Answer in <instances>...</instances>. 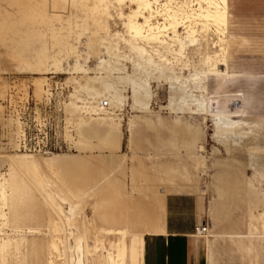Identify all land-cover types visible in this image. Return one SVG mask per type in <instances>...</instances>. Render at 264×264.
Returning a JSON list of instances; mask_svg holds the SVG:
<instances>
[{
  "label": "rangeland",
  "instance_id": "1",
  "mask_svg": "<svg viewBox=\"0 0 264 264\" xmlns=\"http://www.w3.org/2000/svg\"><path fill=\"white\" fill-rule=\"evenodd\" d=\"M250 1V9L240 13L235 7V1L230 0L231 14L227 30L230 45L227 57L230 66L235 71L249 70L251 68L254 71L264 72V0ZM164 2L166 1L162 0V3ZM130 6L131 4L128 1L122 5V9L126 14L130 12ZM114 7L111 6L110 8V14L113 18H109V28L112 31L109 30L111 36L108 37L113 52L111 51L108 54L106 49L103 48L101 49V56L104 60L111 63L117 62V64H114L118 65L119 68H126L125 71L132 73L133 65L143 62L137 57L135 51H131L130 44H127L126 41L131 38L127 35L128 32L122 24L123 20L118 17L120 7L117 4ZM79 15L80 18H85L83 13H79ZM157 20L163 21L161 17H158ZM89 24L92 30H95L91 20ZM180 31L182 33L185 32L183 28ZM91 33L89 32L88 36H91ZM116 33H119L118 38L117 36L112 38V34ZM210 33L211 39L216 40L217 36L213 32ZM183 36L186 35L183 34ZM168 39L166 38L172 44ZM106 46L109 45L106 44ZM76 47L82 54L80 63L85 65L84 60L87 59L86 68L88 66L94 69L99 61L94 56L92 48H89L85 41L76 42ZM145 47L156 63L164 68L163 75L166 77L163 78L162 76L160 80H157V77L161 75V71H158L155 67L148 70L151 73L149 79H151L153 96L148 112L138 107L133 108L132 101L129 99L132 95L131 87L129 84L121 83H118V89L122 90L123 95L127 96L128 99L122 105L106 101L108 103L107 110L100 109V103L105 102L104 97L109 98L110 95L105 92L103 97H97L92 91L86 90L85 92L79 87L80 84L86 83L85 74L83 72H76L75 74L71 72L73 71L71 68L76 63V59L73 57L65 58L66 56H64L63 65L66 69L64 71L66 74L44 75L19 71L14 66V62H10L9 58L5 56V48L1 47L0 53L4 54L0 55V63L4 71L0 73V183H4V179H9V174L16 172V165L13 162L18 156L23 154L34 155L35 159L40 156L49 159L50 162L54 163L56 170H60L61 166L64 165H67L64 168L77 167V165L87 161L89 162L87 173L95 180L93 185L88 184V190L93 189V186L98 182L102 189L108 187L109 183L110 189L115 190L124 185L126 191L130 193L129 195H133L127 201V221L130 223L133 222L131 218L139 208L141 210L151 208L162 220L165 206L161 209L153 201L159 195L162 196L163 194L164 200L165 196L169 194H189L198 197L202 203V220L209 228V235L232 233L239 228L240 223L248 220L244 218L248 212L240 214L239 209L244 201V183H246L247 178L253 176V171L238 164L233 159V155L242 153L245 155L248 149L256 144L258 140L264 144V131L250 133L251 135L249 133L246 134L247 140L243 147L236 150V153L228 155L221 145L211 139L214 134V126L209 118L176 112L167 107L174 96L175 104L177 105V102L181 103L180 100L177 101V97H179L177 96V89H172V83H170L172 81L169 77H173L172 75L176 76V73L178 76H182L181 72H184L182 77L189 78L196 69L200 70L202 67L198 60L200 57L194 50L195 47H189L186 52L190 56L183 58L181 63L177 62L176 56L171 53L167 45L146 44ZM113 48L116 49L114 50ZM176 48L174 47L173 49ZM48 49L49 52L51 51L50 53L54 51L52 39L48 42ZM57 51L59 52L56 48V54L58 53ZM59 54L60 52L57 55L60 56ZM113 54H117L119 58L116 59ZM88 55H90L89 60ZM142 73L144 72L142 71ZM117 75L115 74V76ZM90 76L94 77L95 74L92 72ZM71 77L79 80L80 84L74 83V81L67 84L68 79ZM212 79H210L207 86L209 92ZM115 82L117 81H111V83ZM39 84L41 90L38 92L37 86ZM99 87L100 84H97L96 88ZM242 87H246L243 82L242 84L231 85L228 91H237ZM258 88H260V97L264 106V82L260 83ZM198 91L195 89L194 94L200 96L201 93ZM72 95H75V98ZM208 99L210 102V94ZM72 102L79 106H87V112L82 114V117L86 119L90 117L110 118L112 124L120 128L122 132L119 144L117 143L118 141L116 143L107 142L101 135L85 138L81 134L84 128L79 125L78 116L71 113L70 103ZM145 116L152 117L154 124L150 125L138 119V117ZM241 133L243 131H237V134ZM193 135H199L205 139V150L203 152L199 150V145L202 142H193ZM23 139L27 143L26 149L22 147L21 141ZM214 148L221 150L220 156L215 154ZM200 156L204 158L200 159ZM134 169L137 172L136 176L133 173ZM48 171L49 169H47ZM18 174L24 182H27L21 173L18 172ZM184 174H188L185 176L186 179L182 178ZM189 183L196 184L197 189L195 191H187L186 185ZM27 185L28 187L30 186L28 183ZM219 185L224 187L230 193V197H232L221 199L215 189ZM6 187L8 186L6 185ZM52 190L58 193V188L53 187ZM28 193L27 197L30 196L32 199L28 197L23 203V208L30 209L35 207V211L38 214L36 223L39 221L45 224L47 215L48 218L51 217L52 219L53 216L54 220L55 218L56 221L58 220V222H54L56 224H54V228L51 231L46 229L43 231L47 236L43 233L40 236L41 238L47 239V237H50L49 239H52L55 237L63 240L67 238L69 247L74 248L75 243L73 237H70V233L83 234V226L81 224L82 220L87 217L85 220L87 232L90 234L89 245L92 246L95 236L100 235L99 238L102 244L111 249V251L114 250L113 247L118 239L102 238V235L105 236L102 228L108 227L102 225V216L99 215L101 213L99 212L98 215L94 214L93 207L90 204L92 198L102 203L104 198L102 192L83 202V206H80L82 211H76L73 215L69 211L70 206H64L67 216H63V220L67 223V226L63 229L65 232L62 233L61 223H59L60 219L51 212L49 205L37 193L30 191V188ZM1 206L4 205L2 204ZM7 209H3L4 213L9 212V206ZM3 210L0 209V218ZM260 211L264 212V205L260 207ZM68 217L70 219L69 224L67 222ZM228 217L232 219L230 222L227 219ZM5 222L4 233L9 232V223H7V220H0V227H3L2 223ZM94 222L96 228H94ZM133 224L131 223V225ZM133 227L136 232H144L145 230L143 224H137ZM53 229L59 231L60 236L54 234L52 232ZM199 240L203 242L207 252V261L204 264H264V243L256 246L257 253L249 254L241 251L237 241L235 242V240L230 238L209 237ZM135 242V238L128 237V264H136L137 253L133 247ZM137 246L140 247L141 244L138 243ZM72 255V251L69 250V262H71ZM31 264H36V262H31ZM57 264H64V260H58Z\"/></svg>",
  "mask_w": 264,
  "mask_h": 264
},
{
  "label": "bare ground",
  "instance_id": "2",
  "mask_svg": "<svg viewBox=\"0 0 264 264\" xmlns=\"http://www.w3.org/2000/svg\"><path fill=\"white\" fill-rule=\"evenodd\" d=\"M127 1L131 4L128 14L122 9V5ZM165 1L162 3V0H0V48H5V56L9 58L10 62H14V66L19 71L44 75L66 74L63 65L64 56H66L65 58L73 57L76 59V63L71 68L73 71H70L73 74L83 72L86 83L80 84L79 80L71 77L68 79L67 84L73 81L74 83L77 82L82 90H85V92L86 90L92 91L97 97H103V94L107 92L110 96L109 98L104 97V101L116 102L121 105L128 97L124 96L123 91L118 89V83L129 84L132 90L129 99L132 101L133 108L138 107L148 112L153 97L151 79H149L151 73L148 70L155 67L158 71H161V75L157 77V80H160L162 76L163 78L166 77L163 75L164 68L160 67L153 56L149 54L145 47L146 44L167 45L171 53L176 56L177 62L180 63L183 62V58L190 56L186 52L189 47H195L194 50L200 57L198 60L202 67L200 70L196 69L189 78L182 77L184 72H181L182 76H178L176 73V76L169 77L172 81L170 82L172 83V89H177V96H179L177 101L180 100L181 103L177 102L176 105L174 96L167 107L176 112L209 118L214 126V134L211 139L221 145L228 155L236 153V150L242 148L245 144L246 134L251 135L250 133L264 131V116L240 117L210 114L208 99L210 92L207 89L209 81L212 78L228 76L229 0ZM186 1L190 2L187 3ZM116 4L120 7L118 17L123 20L122 24L128 32L127 35L131 38L127 39L129 43L126 42L128 45L130 44L131 51H135L137 57L143 62L132 64L134 68H131L133 69L132 73L125 71L126 68H119L116 65L117 62H114L116 64L111 63L101 56V49L103 48L106 49L108 54L112 51V46L108 41V37L111 36L109 18H113L110 14V8L111 6L115 8L114 5ZM79 13H83L85 18H80ZM158 17H161L163 21L157 20ZM90 20L95 30L90 27ZM181 28L185 31L184 33L180 31ZM89 32H92L91 36H88ZM210 32L217 36L216 40L211 39ZM102 33L104 36L101 35ZM183 34L186 36H183ZM114 36L118 38L119 33L112 34V38ZM166 38H169L168 40L172 44ZM51 39L54 49L52 53L48 49V42ZM82 41L87 42L89 48H92L94 56L98 58L99 63L94 69L88 66L86 68L87 59L84 60L85 65L80 63L82 54L78 51L76 42ZM106 44L109 46H106ZM174 47L177 48L173 49ZM56 48L59 50L60 56L57 55L58 51L56 54ZM4 53H0V55ZM117 54H113L116 59L119 58ZM87 57L89 60L90 55ZM3 71L4 69L0 63V73ZM92 72L95 74L94 77L90 76ZM115 74L118 75L115 76ZM111 81L117 82L111 83ZM97 84H100L99 88H96ZM195 89L199 90L200 96L194 94ZM40 90L39 84L37 91ZM72 97L75 98V95H72ZM70 105L71 113L78 116L79 125L84 128L81 134L85 138L101 135L107 142L116 143L118 141L119 144L122 132L120 128L112 124L110 118L90 117L88 120L82 117V114L87 112V106H79L73 102ZM237 131H243V133L237 134ZM214 149L215 154L220 156L221 150ZM199 150L201 152L205 150V142L200 144ZM263 155L264 144L259 140L248 149L245 155L243 153L233 155V159L238 164L253 171V176L247 178L246 183H244V201L239 209L240 214L248 212L244 216L248 220L240 223L239 228L232 233L212 235L215 238H230L235 242L237 241L241 251L249 254L257 253L256 246L264 243V212L260 211V207L264 205ZM33 156L23 154L18 156L15 161L13 160L16 165V172L9 174V179H4L5 182L0 183V204L4 205H0V209L5 208V210H8L9 206V212L4 213L3 210L0 218V220H7V223H9V232L4 233L6 222L2 223L3 227H0V264H26L30 241L32 240L33 242L36 240L40 242L38 245L41 250L40 264H57L58 260H64V264H128L127 236L130 231L126 228H102L105 233L102 238L118 239L113 247L114 250L111 251L102 244L99 238L100 235L95 236L92 246L89 245L90 234L87 232L85 220L87 217L82 220L81 224L83 234L70 233V237H73L75 243L74 248L69 247L67 238L63 240L55 237L52 239H49L50 237H47V239L40 237L45 233L43 232L45 229L51 231L54 224H56L54 222H58L56 218L54 220L53 216L52 219L51 217L48 218L45 228L22 225V210L25 209L23 203L28 197L30 198V196L27 197L29 188L30 191L37 193L49 205L52 213L58 216L59 223H61V233L65 232L63 229L67 226V223L63 220V216H67L65 205L70 206L69 211L73 215L76 211H82L80 206H83V202L102 192L104 197L102 203L97 201L93 206L94 213L98 215L101 207L109 205L111 201L110 196L107 197L106 195L111 193L109 183L108 187L103 189L88 190V184L93 185L95 181L87 173L89 162L81 163L77 167L70 166L71 168H64L67 167V165H64L61 166L60 170H56L54 163L50 162L49 159L41 156L35 159ZM201 158L204 157L200 156ZM47 169H49L48 172ZM18 172L22 174L27 182L19 177ZM27 183L30 185L29 187ZM97 185H99V182L93 187L95 188ZM53 187L58 188V193L53 192ZM216 190L221 199L232 197L220 185L216 186ZM100 216L108 224L116 222L115 219L108 221L105 214ZM72 221L74 222V220ZM67 222L69 224V217ZM245 223L248 225L246 226ZM69 229L71 230L70 227ZM52 232L60 236L59 231L56 229H53ZM209 237L208 234L204 238ZM69 250L73 253L71 262L68 259Z\"/></svg>",
  "mask_w": 264,
  "mask_h": 264
},
{
  "label": "crops",
  "instance_id": "3",
  "mask_svg": "<svg viewBox=\"0 0 264 264\" xmlns=\"http://www.w3.org/2000/svg\"><path fill=\"white\" fill-rule=\"evenodd\" d=\"M234 1L236 9L239 10L240 13L251 7L250 0ZM230 10L231 2L229 0V17L231 14ZM229 45L230 42L228 40V54ZM242 82L245 83L246 87H242L233 92L228 91L231 85L242 84ZM262 82H264V72L254 71L251 68L249 70L235 71L230 66L228 60V76L213 78L211 80L210 114L240 117L264 116L263 101L260 97V88H258L259 84ZM138 119L150 125L154 124V119L149 116L138 117ZM174 121H176V119H174ZM192 140L193 142L203 143L205 139L202 136L193 135ZM133 173L136 176L137 172L135 169ZM187 175L184 174L182 178L186 179L185 176ZM186 187L187 191H195L197 189L196 184L193 183L187 184ZM100 188L101 187L97 185L93 189L99 190ZM89 191L93 190L91 189ZM129 194L130 193L126 191L124 185L115 190L111 188V193L106 194L107 197L110 196V204L101 207L103 210H100V215H107L108 221L113 219L116 220L114 224H108L102 219V225L104 227H113L114 229L126 228L130 231L131 234L127 236V242L128 237L135 238L136 242L133 243V247L137 253L136 264H204V262L207 261L206 249L203 242L199 240L206 238H202L195 234L196 228L203 221V206L198 197L189 194H169L165 196L164 203L163 194L161 193L162 196H157L153 201H155V205L161 209L165 206L162 220H160L159 215L152 211L151 208H144L143 210L139 208L131 218V221H133L131 223H134L131 225V223L127 221V201L132 198L133 195ZM96 202L97 200L92 198L90 203L91 206H95ZM22 213V225L45 228L48 215L45 224H42L39 221L36 223L38 214L35 211V207L24 209ZM227 219L229 222L232 220L230 217ZM137 224L144 225V232L134 231L133 226ZM94 228H96L95 222ZM210 237L213 236L210 235ZM38 241L39 240L35 242H33V240L30 241L26 264H31V262L40 264L39 256L41 255V250L38 246L40 244ZM138 243L141 244L140 247L137 246Z\"/></svg>",
  "mask_w": 264,
  "mask_h": 264
},
{
  "label": "built area",
  "instance_id": "4",
  "mask_svg": "<svg viewBox=\"0 0 264 264\" xmlns=\"http://www.w3.org/2000/svg\"><path fill=\"white\" fill-rule=\"evenodd\" d=\"M100 106L103 110H105L108 108V103L105 101L103 103H100ZM21 143H22L23 149H26V147H27L26 140L23 139L21 141ZM195 234L202 237V238L206 237L209 234V228H208L207 224H205L204 221H202V223L196 228Z\"/></svg>",
  "mask_w": 264,
  "mask_h": 264
}]
</instances>
